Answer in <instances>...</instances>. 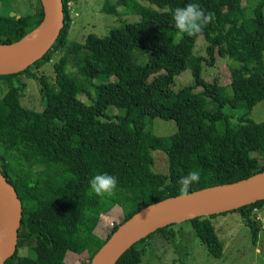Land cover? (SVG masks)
Listing matches in <instances>:
<instances>
[{
    "label": "trees",
    "instance_id": "1",
    "mask_svg": "<svg viewBox=\"0 0 264 264\" xmlns=\"http://www.w3.org/2000/svg\"><path fill=\"white\" fill-rule=\"evenodd\" d=\"M71 1L61 0L63 25L50 50L24 71L0 76L6 88L0 97V173L21 205L15 251L3 264H13L24 250L42 253L41 259L25 264H65L67 253L86 251L85 240L106 205L125 212L121 224L147 205L179 196V181L190 171L200 173L190 193L264 171V122L247 119L264 100V0L255 5L250 18L243 14V2L250 0H139L155 9L117 0L116 5L124 6L130 1L127 10L138 21L111 28L105 37L87 35L70 44L52 66L54 87L50 88L35 71L68 45L66 4ZM189 2L215 14L214 21L194 37L180 33L172 19L173 11ZM20 5L11 9L14 16L0 15V44L16 43L39 25L40 1L21 0ZM114 8L107 13H114ZM197 37L205 43L207 60L192 55ZM76 55L80 60L75 76L78 82L85 80L82 89L92 87L89 106L77 100L82 90L74 75L66 72L67 59ZM217 58L239 64L229 70L230 97L223 87L203 83L199 77L202 64L211 66ZM185 70L193 84L173 92V78ZM18 77L38 83L44 102L40 113L20 106L24 85ZM194 87L201 91L192 93ZM109 108L122 115L107 116ZM154 119L172 122L174 134L154 136L147 128ZM155 151L166 159L165 174L150 171V152ZM105 172L118 181L111 197L97 196L89 187L94 175ZM263 202L186 222L207 255L217 259L222 246L210 219L237 213L255 245L264 229L253 209L258 211ZM28 223L37 224L38 231L27 234ZM173 225L130 246L115 264H140L149 240L172 239ZM22 244L27 246L23 249Z\"/></svg>",
    "mask_w": 264,
    "mask_h": 264
},
{
    "label": "rangeland",
    "instance_id": "2",
    "mask_svg": "<svg viewBox=\"0 0 264 264\" xmlns=\"http://www.w3.org/2000/svg\"><path fill=\"white\" fill-rule=\"evenodd\" d=\"M26 1V0H22ZM33 1V0H32ZM135 4H139L148 9H155L153 6L139 0H132ZM128 1L127 5H116L117 0H72L66 4V10L69 17V30L67 35V46L55 53L51 61L35 71L37 77L43 76L48 87H54V74L52 66L57 58L67 49L73 42H82L85 36L94 35L98 38L105 37L108 30L117 28L123 24H132L138 21V17L129 14L128 7L132 4ZM259 0L244 1L243 14L245 18L252 16V9ZM21 0H0V15L9 16L14 9L19 7ZM33 3V2H32ZM34 4V3H33ZM115 7L114 13H107V10ZM14 14V13H13ZM264 17V7L262 8ZM33 34V33H31ZM29 34V35H31ZM192 55L199 58L205 56V43L202 37H197L192 48ZM80 60V56H70L67 59L66 72L75 76V65ZM262 66L264 69V54H262ZM239 64L233 60L217 58L211 66L202 64L200 71V79L203 83L215 82L218 86L225 89L227 97L231 96L229 88V70L236 69ZM251 67V66H250ZM24 88L19 93V104L22 108L33 112L40 113L43 110L44 102L40 92V87L35 80H28L24 77H18ZM82 93L77 95V100L84 106H89L93 98L92 87L86 85L84 79H80V84L76 78ZM92 85H98L95 81ZM193 84L190 72L185 70L173 78L171 90L176 92L181 88L191 86ZM6 88L0 80V97L5 93ZM201 88L194 87L192 93H198ZM107 116L118 117L122 114L114 109L105 111ZM254 123L264 122V100L256 104L249 116L247 117ZM231 125L234 120L229 122ZM147 128L156 137H167L175 132V126L172 122H164L158 119L151 120L147 123ZM1 150V149H0ZM152 166L150 171L154 174L166 173V159L160 152H150ZM261 215H264V207H262ZM125 212L114 204L106 205V208L99 216L98 223L93 232L86 238V251L81 255H72L67 253L64 258L65 264H87L89 257L103 244L105 237L111 231V228L119 224ZM264 222V220H263ZM262 220L260 223H263ZM210 223L215 230V235L222 246L220 258H211L207 255L205 249L199 244L193 234V231L187 222H181L173 225L170 230L173 233L172 239L165 241L159 236H154L147 243L144 255L140 264H264V232L260 231L257 236V242L252 245L248 229L241 223L237 213H227L224 217H215L210 219ZM264 226V223H263ZM38 231V225L35 223L26 224V233L32 234ZM27 244H22V248ZM42 253L35 251H21L14 259L13 264H25L27 260L41 259Z\"/></svg>",
    "mask_w": 264,
    "mask_h": 264
},
{
    "label": "water",
    "instance_id": "3",
    "mask_svg": "<svg viewBox=\"0 0 264 264\" xmlns=\"http://www.w3.org/2000/svg\"><path fill=\"white\" fill-rule=\"evenodd\" d=\"M42 18L24 42L0 44V76L18 74L50 50L62 28L61 0H39ZM14 16L13 13L9 17ZM30 33V34H31ZM264 200V171L234 183L191 192L187 198L174 196L147 205L119 224L92 255L87 264H115L130 246L154 231L197 217L218 215ZM21 220L16 192L0 173V264L15 251Z\"/></svg>",
    "mask_w": 264,
    "mask_h": 264
},
{
    "label": "clouds",
    "instance_id": "4",
    "mask_svg": "<svg viewBox=\"0 0 264 264\" xmlns=\"http://www.w3.org/2000/svg\"><path fill=\"white\" fill-rule=\"evenodd\" d=\"M174 27L182 34L194 37L200 34L204 28L212 23L215 14L207 11L196 2H189L183 7H177L172 13ZM200 181L198 171H190L179 181V198H187L190 195V188L193 183ZM118 181L114 175L99 173L89 180V187L92 193L100 197H111L115 195Z\"/></svg>",
    "mask_w": 264,
    "mask_h": 264
},
{
    "label": "crops",
    "instance_id": "5",
    "mask_svg": "<svg viewBox=\"0 0 264 264\" xmlns=\"http://www.w3.org/2000/svg\"><path fill=\"white\" fill-rule=\"evenodd\" d=\"M262 207H264V202H263V204H262ZM262 207L257 211V216H258V218L260 219V221L262 220V222H263V220H264V215H261ZM225 215H227V214H225ZM225 215H221V216H218V217H224ZM263 223H264V222H263ZM263 223H261V228L264 229Z\"/></svg>",
    "mask_w": 264,
    "mask_h": 264
},
{
    "label": "bare ground",
    "instance_id": "6",
    "mask_svg": "<svg viewBox=\"0 0 264 264\" xmlns=\"http://www.w3.org/2000/svg\"><path fill=\"white\" fill-rule=\"evenodd\" d=\"M35 33L31 34V35H28L25 39H24V42H28L30 41L33 37H34Z\"/></svg>",
    "mask_w": 264,
    "mask_h": 264
},
{
    "label": "built area",
    "instance_id": "7",
    "mask_svg": "<svg viewBox=\"0 0 264 264\" xmlns=\"http://www.w3.org/2000/svg\"><path fill=\"white\" fill-rule=\"evenodd\" d=\"M253 212H255V214H256L255 220H259L260 221V219L257 216V211L255 209H253Z\"/></svg>",
    "mask_w": 264,
    "mask_h": 264
}]
</instances>
